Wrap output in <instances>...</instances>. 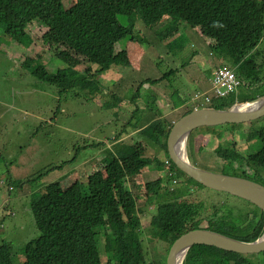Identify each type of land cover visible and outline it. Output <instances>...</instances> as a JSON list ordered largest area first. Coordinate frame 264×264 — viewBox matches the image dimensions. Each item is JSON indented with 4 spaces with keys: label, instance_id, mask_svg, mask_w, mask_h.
I'll use <instances>...</instances> for the list:
<instances>
[{
    "label": "trees",
    "instance_id": "trees-1",
    "mask_svg": "<svg viewBox=\"0 0 264 264\" xmlns=\"http://www.w3.org/2000/svg\"><path fill=\"white\" fill-rule=\"evenodd\" d=\"M138 12L147 25L165 20L167 32L185 26L197 30L201 37L210 41L211 50L236 68L237 76L248 90L264 87V59H260L262 54L257 50L264 35V0H73L70 7H66L63 0H0V28L4 36L22 47L23 53L18 58L21 69L35 79L57 87L60 93L79 95L74 89L92 92L89 79L99 75L90 67L76 74L73 69L81 58H89L84 59L96 64L103 73L118 61L121 66H130L124 54L114 57L113 61L108 60L114 40L111 26L117 15L132 17ZM30 26L42 30L43 46L35 45ZM157 82L158 79H148L141 82V87ZM229 105L216 102L212 108L222 110ZM126 125L121 133L126 130ZM167 134L168 130L166 137ZM248 134L249 138L258 139L259 151L264 157V126L250 127ZM137 145H132L120 156L125 168L113 160L104 168V173H92L83 187L76 185L65 194L49 186L50 194L32 202L31 215L39 236L15 253L3 243L0 264H102L101 237L104 247L110 249L106 252V264H149L146 251L137 240L139 214L143 209L137 208L133 193L140 189L147 195L145 204L157 203L159 213L165 214L164 218L155 215L150 220V226L155 225L158 230V239L171 244L184 232L199 228V222H188L194 211L187 203L166 204L150 200V196L161 189L159 180L151 178L140 186L136 184L140 168L146 165V161L137 157ZM161 147L166 151L165 139ZM126 150L124 146L121 151ZM215 152L227 160L234 156L233 150L217 148ZM170 165L175 168L171 162ZM176 170L178 176L183 175ZM254 214L256 219L254 221L255 217H252L251 222H254L249 232H245L248 234L233 237L253 241L260 235L263 214L257 208H254ZM177 216L180 219L174 220ZM217 251L222 252L223 257H219ZM19 256L23 257V262L18 261ZM183 264L255 263L247 261L244 255L196 245L190 249Z\"/></svg>",
    "mask_w": 264,
    "mask_h": 264
},
{
    "label": "rangeland",
    "instance_id": "rangeland-1",
    "mask_svg": "<svg viewBox=\"0 0 264 264\" xmlns=\"http://www.w3.org/2000/svg\"><path fill=\"white\" fill-rule=\"evenodd\" d=\"M63 1L66 7H70L73 2ZM143 23L140 12L132 17L120 14L116 16L115 35L123 37L116 48L128 51L132 66L118 67L122 75H112L115 76L113 78L120 76L119 81L100 82L99 79V87L102 85V89L94 95L89 94L91 97L88 90L74 89L79 95H73V92L60 93L57 87L27 74L21 69L18 61L23 53L22 47L11 42L8 36H4L0 28V243L2 240L11 242L12 253L39 236L30 213L32 194L39 195V198L50 194L49 184H58L66 193L77 184L84 183L89 173L102 169L100 160L108 152L116 149L112 148L113 136L131 135L135 127H140L152 119L162 118L165 122H172L184 114L186 109L193 110L198 103L192 101V97L209 88L210 73L214 67L221 64L229 65L222 55L219 56L216 51L209 48L210 41L189 26L167 32L165 20L152 25ZM29 29L35 45L43 46L40 37L42 30H34L32 26ZM257 50L262 54L260 59H264V36ZM59 67H62L61 62ZM83 67L81 64L76 70ZM148 79L159 81L141 87V82ZM103 90L108 94L114 93L122 100L116 109L99 106L106 97L103 96ZM240 91L241 93L236 96L238 103L255 97L245 96L243 87H240ZM260 91L261 89L258 93ZM135 94L137 98L133 100ZM173 103H182L185 108L172 110ZM106 105H114L113 99L108 97ZM125 123L126 130L121 133ZM249 125H224L214 128L213 132L200 133L202 129L194 131L187 145L191 163L200 167L195 158L198 160L199 157L208 156L210 146L215 148V138H248L246 135L249 134L244 133ZM263 126L264 117L251 122L252 129ZM154 127L157 128V125L154 124ZM148 132L151 133L150 136H144L145 138L132 136L124 144L131 145L142 141L144 145H149L158 138L160 142L162 141V134H155L151 130ZM148 132L146 131L147 135ZM196 137L213 138L207 144L198 141L199 147L204 145L208 148L207 151L202 153L197 151L192 140ZM152 147L155 154L163 159L164 154L156 146ZM163 172H156L158 175L156 180L159 182V177L164 175ZM225 173L234 174L232 170ZM39 174L40 177L35 179ZM153 177L154 171L150 169L141 176H136L135 182L140 186L145 180ZM32 179L34 180L30 181ZM253 179L261 182L258 178ZM16 180H24V184L18 186ZM129 185L133 184L129 182ZM196 189L200 191L199 187ZM203 189L201 193L206 201L200 206L202 214H212L220 209L221 206L216 202V206L212 204L214 199L229 198L232 204L240 203L249 207L246 202L236 197ZM133 194L137 199V208L143 209V226L148 225L151 216L164 218L165 214L159 213L157 203L148 201L147 205L144 204L147 200L144 189L135 190ZM190 194L194 197L199 196L198 193ZM166 195V191L159 189L156 194L150 196V200L166 201ZM234 214L238 212L234 211ZM179 219L177 216L174 220ZM202 226L206 227L207 223H202ZM147 230L152 233L154 239H158L155 225ZM220 230L240 236L248 234L224 222ZM152 239L149 237L148 242L143 241L147 258H150L148 263L164 264L167 250L153 254ZM137 240L140 241L139 236ZM99 250L102 264H105L107 254L104 250L110 249L102 246L101 239ZM245 258L247 261L253 260L255 264H264V252ZM18 261L21 262V256L18 257Z\"/></svg>",
    "mask_w": 264,
    "mask_h": 264
},
{
    "label": "clouds",
    "instance_id": "clouds-1",
    "mask_svg": "<svg viewBox=\"0 0 264 264\" xmlns=\"http://www.w3.org/2000/svg\"><path fill=\"white\" fill-rule=\"evenodd\" d=\"M114 22H115V19L113 20V23H112V26H111V28H112V36H113V39L114 40H112L111 45H110L108 60L113 61V58L114 57H117V56H120L121 54H124L125 55V58L128 60V62L130 64V66H127V67H131L132 66V62H131V59L129 57L128 51L126 49L118 50L116 48L117 43L119 41H121L123 39V37L121 35H115V31H114V25L115 24H114ZM195 31L197 33H199L197 30H195ZM84 58L90 60L87 57L81 58V60L79 61V63L76 65V67L80 66L81 64H83L84 67L83 68H80L79 70H76V67H75L74 68V70H75L74 72L76 74H78V73L82 72L86 67H90L92 72H95L96 71L99 74L98 77H96V78L91 77L89 79L91 81L90 88L93 89V91L90 92L88 90V95L89 94L90 95H94L95 93H97L98 91H100L102 89V85H101V87H99V79H100V82H102V81H108V80H110V81H119L121 79L120 76L122 75V73H121V71H120V69L118 67H125V66L119 65V61L117 63H115V64L112 63L109 66V69L106 72L103 73V72H99L102 69L99 68L96 64H94L92 62H88ZM221 68H226V69L231 70V72L235 76V79L238 81V85L235 87V89L232 92L227 93V94L226 93H223L222 95L217 92V89H216V87L214 85L215 72H217L215 70H219ZM111 70H112V72H110ZM112 74H114V75H120V76L118 78H113L115 76L112 75ZM145 85H147V84H145ZM140 86H141V84H140ZM240 87H243V91L245 92V96H255L252 99H247V101H251V100H254V99L258 98V97L263 96L261 94L264 91V87L261 89V91L259 93H258V90L257 91H255V90H248L245 87L243 81L237 76V74H236V68L233 67L231 64H229V65H224V64L216 65L214 67V69L212 70V72L210 73L209 88L207 90H205L204 92L198 93L197 95H195L194 97H192V101L198 103L192 109L193 110L214 109L212 107L214 106V104L216 102H218L219 104H224V103L225 104H230L228 106V107H230L233 104L238 103V102H236V96L239 93H241ZM97 88H99V89L97 90ZM220 92H223V89H221ZM103 93H104L103 96H106L103 99V104L100 105L99 102H98V104H99V106L101 108L116 109L118 107V104L122 102V100L119 97H117L114 93L108 94L106 90H103ZM108 97L111 98V99H113L114 105H112V106L106 105V100H107ZM136 98H137V94H135L132 97L133 100H136ZM243 102H246V101H243ZM243 102H240V103H243ZM184 108H185V105L182 104V103H178L177 106H174V103L171 105V109L172 110L173 109H184ZM189 110L191 112L193 111L191 109H186V111H189ZM216 110H221V109H216ZM222 110H224V109H222ZM181 116L179 118H177L175 121H172V122H165L162 118L152 119L150 122H148V123H146V124H144V125H142L140 127H135V131L131 135L130 134H124V135H122L120 137L113 136L112 137L113 138L112 139V142H113L112 148L115 147L116 149L113 150V151L108 152V154L103 159L100 160V168H102V169L92 171L91 173H89L87 175V178L92 173H94V172H102V173H104V168L106 166L108 167L113 160L119 161L122 164V166L125 168L124 160L120 156L122 154H124V153H127V151L129 150V148L132 145L138 144L137 145V157L140 160L146 161V165L143 166L142 168H140L141 169L140 170V173L137 176L139 177V176H141L143 174V172H147L148 170L151 169V170L154 171V177H153V179L156 180V176H158L156 174V172L164 171L163 172L164 175L161 176V177H159V179H160V182H161V185H160L161 186V189L163 191H166V193H167V195L165 196V198H167V200L166 201H162L161 203L172 204L174 202H176V203L184 202V203H187L189 206H191L193 208L194 213L192 215L193 217L188 222H199L200 227L197 228V229L195 228L194 230H190V231H205V232L206 231H210V232H213L215 234H219V235H222V236H226V237H229V238L234 239V240H237V241L249 242V243L250 242H254L256 239L260 238L263 235V233H264V214H263V212L260 209H258L256 206H254L253 204H251L250 202H248L246 199H243L241 197L232 195V194H230L228 192H225V191H215V190H212V189H209V188H205L204 186H202L201 184H199L196 181L192 180L190 177H188L183 172H181L173 164V162L171 161V159L169 157V154H168V149H167V139H168V135H169V132H170L173 124L177 120H179L181 118ZM263 117H261V118H263ZM261 118H259V119H261ZM171 119H172V114H171ZM259 119H257V120H259ZM154 124L157 125V128L154 127ZM164 124L166 126H164ZM170 124H172L171 128L169 127ZM240 124H250L248 126V128L245 130V133H244L245 135L248 134V130L251 127V122H249V123H240ZM228 125H238V124H228ZM222 126H224V125H222ZM214 128H216V127H214ZM214 128H202L203 131H201L200 133H202V132H213L214 131L213 130ZM205 129H207V130H205ZM149 130H151L155 134H160V135L162 134L163 135L162 136V141L160 142V138H158L157 141H155L154 143L149 144V145H144V143L142 141H137V142H135V143H133L131 145L124 144V142L126 140L132 138V136H139L140 138H145L144 136H146V137L147 136H150L151 133L148 132ZM167 130H168V134H167V137H166L165 136V133H166ZM197 130H199V129H197ZM146 131L148 132V135H147ZM192 132H191V134H190V136L188 138L187 145H188V142H189L190 137H192L193 134H194V132L193 133ZM246 136H248V138H249V135H246ZM164 139H165L166 151H164L162 149V147H161V144L163 143ZM152 145L156 146L159 149V151H161L164 154L163 159H161V157L159 155H156L155 154V150L152 147ZM242 145H244V144H242ZM124 146L127 148V150L125 152L121 151V150H123ZM203 147L204 146H201L199 148L200 149H203ZM234 155H237V154L234 153ZM188 158H189V156H188ZM170 162L174 165V167L176 169H178L183 174L182 176H178L177 170L175 168L171 167ZM192 165L195 166V167H197V168H199V169H201V170L208 171V170H205L203 168H200V167H198V166H196L194 164H192ZM142 170H144V171H142ZM208 172H211V171H208ZM222 176H226V177H236V178L246 179V180L255 182V183L261 185L262 187H264L263 184H261L260 182L254 180L251 177H248V175L247 176H245V175H236V176L222 175ZM39 177H40V174L38 176H36L35 179H37ZM87 178L85 179V182L84 183L83 182L80 183V185L82 187L86 183ZM187 178L191 179L193 182L187 180ZM33 180L34 179H32L30 181H33ZM23 181L24 180H16L15 183H16V185L19 186V185H23L24 184ZM196 183L199 184L200 186H198ZM77 185H79V184H77ZM49 186L61 190V188H60V186L58 184H49ZM196 187H199L200 188V191H198L196 189ZM203 188L212 190L214 192H222V193L229 194V195H231L233 197H236L238 199L243 200L244 202H246L249 205V207L248 206L245 207L243 205L242 206H232V208L229 209V213L225 214L224 216L223 215L222 216L216 215V213H217L218 210H216L212 214H202L200 212V206H201V204L204 201H206V198L201 193L202 191H204ZM9 189H11V187H9ZM190 193H198L199 196L198 197H194ZM32 196H33L32 197L33 201H35L36 199L39 198V195L38 196H34L32 194ZM183 199H185L186 201L183 200ZM144 204H145V202H144ZM197 204H200V206H198ZM254 208H257L263 214V224H262V232L253 241H242V240H240V239L235 238V237L232 236V235H235V236H240V235L228 234V233H225V232H223V231L220 230V227H222L221 224L224 222V223H227V224H231L233 227H235L239 231L249 232L250 226L253 224V222L256 219L255 214H254ZM31 211H32V209H31ZM31 211H30V213H31ZM234 211H237L238 214H234ZM143 216H144V214H142V213L139 214V217H140L141 221L139 222L138 234L137 235L139 236L140 242L142 243V246L144 247L143 241L148 242L149 237H152L153 238L152 240H154V252H153V254L155 252H158V251H162V250H165V249L167 250V252L165 251L166 255H165V263H164V264H166V259H167L169 250H170L171 246L173 245V243L179 237H181L182 235H184V234H186V233H188L190 231L184 232L178 238H176L171 244H169V243L165 242L162 239H154V236L152 235V233L147 230V228H151V226H150V220H151V217L152 216L150 217V220H149V223H148L147 226H143V224H142V217ZM217 217H220V218H217ZM252 217H255V218H254V221L251 222ZM209 218H214L215 220H219V221H216L217 223L215 222V223H212V224L208 223L206 227H203L202 226V221L207 220ZM213 227H218L219 228V231L214 230ZM36 229L39 231V229L37 227H36ZM100 239L102 240V246H104V240H103V238L101 237ZM32 240H34V239H32ZM32 240H29L28 242H30ZM3 243H7L9 245V247H10L11 252H12V244H11V242L2 240L1 243H0V247L3 245ZM194 246H196V245H194ZM203 246L213 247V246H209V245H205V244ZM213 248H216V247H213ZM102 249H103V247H102ZM190 249L187 251V253H186V255H185V257H184V259L182 261V264L184 263V260H185V258L187 256L188 252L190 251ZM216 249L221 250L219 248H216ZM104 251H105V253L108 252L106 250H104ZM221 251H224V250H221ZM225 252H227V251H225ZM229 253H233V252H229ZM217 254H218L219 257H223V253L222 252L217 251ZM235 254H237V253H235ZM258 254H260V253H258ZM253 255H257V254H253ZM244 256H250V255H244ZM106 258H107L106 259V262H107L108 261V257H106ZM149 259L150 258H147V260H149ZM23 260L24 259L21 256V262H23ZM101 262H102V256H101ZM106 262H105V264H106Z\"/></svg>",
    "mask_w": 264,
    "mask_h": 264
},
{
    "label": "water",
    "instance_id": "water-1",
    "mask_svg": "<svg viewBox=\"0 0 264 264\" xmlns=\"http://www.w3.org/2000/svg\"><path fill=\"white\" fill-rule=\"evenodd\" d=\"M264 116V95L251 101L235 103L224 110H193L177 120L168 135L167 149L173 164L205 188L225 191L246 199L264 214V187L236 177H226L201 170L191 164L187 141L192 131L228 124L249 123ZM209 245L227 252L253 255L264 252V233L254 242H241L210 231H190L171 246L166 264H182L187 251L194 245Z\"/></svg>",
    "mask_w": 264,
    "mask_h": 264
},
{
    "label": "flooded vegetation",
    "instance_id": "flooded-vegetation-1",
    "mask_svg": "<svg viewBox=\"0 0 264 264\" xmlns=\"http://www.w3.org/2000/svg\"><path fill=\"white\" fill-rule=\"evenodd\" d=\"M213 138H192L195 143V147L197 151L204 152L207 151V147H203L200 149V143L198 141L208 143ZM216 145L215 148H211L208 152V156L202 158L199 157L198 160L195 158V162L200 165L201 168L211 171L215 174L220 175H229L225 173L226 171L232 170L234 172L231 176L245 175L251 178H258L261 180V184L264 185V157L261 155L259 151V142L257 138H215ZM244 144V145H242ZM204 146V145H203ZM228 149L237 155H234L231 159H225L222 156H219L215 151L216 149ZM218 162H217V161ZM226 194V193H225ZM229 195V194H227ZM231 196V195H229ZM233 197V196H232ZM215 202L220 205V209L217 211L216 215L224 216L229 213V208L232 206H242V204H232L229 198H225L223 200H212V204L215 205ZM216 206V205H215ZM226 207V209H225ZM214 218H209L207 220L202 221V223H215ZM217 223V222H216ZM214 230L219 231L218 227H213ZM203 246V245H201Z\"/></svg>",
    "mask_w": 264,
    "mask_h": 264
},
{
    "label": "built area",
    "instance_id": "built-area-1",
    "mask_svg": "<svg viewBox=\"0 0 264 264\" xmlns=\"http://www.w3.org/2000/svg\"><path fill=\"white\" fill-rule=\"evenodd\" d=\"M215 71L217 72H215L214 85L217 89V92L221 95L223 93L227 94L232 92L238 85V81L235 79V76L233 75L231 70L221 68ZM221 89H223V92H220Z\"/></svg>",
    "mask_w": 264,
    "mask_h": 264
}]
</instances>
